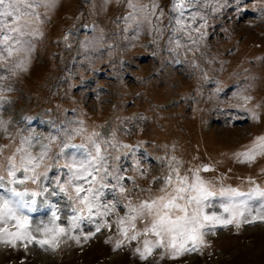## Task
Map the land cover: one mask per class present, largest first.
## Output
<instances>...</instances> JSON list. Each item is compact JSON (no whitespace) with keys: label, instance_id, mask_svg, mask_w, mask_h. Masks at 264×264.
I'll return each mask as SVG.
<instances>
[{"label":"rangeland","instance_id":"obj_1","mask_svg":"<svg viewBox=\"0 0 264 264\" xmlns=\"http://www.w3.org/2000/svg\"><path fill=\"white\" fill-rule=\"evenodd\" d=\"M175 3L27 0L18 7L31 23L19 32L0 17V195L11 187L39 190L31 181L12 185L7 175L9 158L19 166L17 149L28 148L27 141L33 155L50 144L45 163L52 165L94 155L95 142L110 166L134 177L124 182L127 200L106 218L111 229L79 244L62 237L55 250L0 242V264H264V221L205 228L199 251L176 258L156 248L141 260L135 248L143 247V235L116 248L123 205L163 195L168 177L167 191L182 177L194 183L197 174L213 191L264 190V155L251 163L237 157L264 136V0H195L179 11ZM177 19L185 30L174 31ZM64 143L84 147L66 148L61 156ZM66 171L53 168L49 177ZM48 199L52 207L38 203L24 215L35 226L49 223L56 211L67 227L72 203L63 195ZM223 199L212 197L205 211L222 214ZM260 203L248 201L252 213L240 219L264 215ZM144 223L138 220L137 229ZM94 231L85 220L76 234Z\"/></svg>","mask_w":264,"mask_h":264},{"label":"snow or ice","instance_id":"obj_2","mask_svg":"<svg viewBox=\"0 0 264 264\" xmlns=\"http://www.w3.org/2000/svg\"><path fill=\"white\" fill-rule=\"evenodd\" d=\"M26 2L27 0H0V17L12 20V31L19 32L31 23L18 7L20 3ZM194 2L195 0H176L174 7L179 11ZM28 6L31 7V4ZM152 7L155 9L157 5L153 4ZM152 14L155 15V12L153 11ZM176 23L178 28L174 31L185 30V25L181 20L177 19ZM177 45H179L178 41ZM0 99L3 98L0 97ZM250 99L251 97H244L245 102ZM252 116L254 119H259L255 112L252 113ZM52 139L54 140L55 137ZM70 139L71 137H69ZM27 143L28 148L17 149V152L23 153L19 166L15 163L14 158H9L10 167L7 173L10 178L9 183L17 185L31 181L39 186V190H19L16 187H11L6 190L9 193L8 196L0 195V225H3L0 227V242L12 247L21 243L25 249L29 244H36L41 248L47 246V249L55 250L59 247L62 237H68L79 244L81 239L87 241L103 229H111L112 224L106 218L116 212L121 198L127 200L129 190L124 186V182H134V177L122 175L119 168L110 166L100 145L95 142H93L94 155L87 153L83 159H76L72 155L71 159L64 164L56 165L45 163L50 158L48 156L50 144H42L38 155H33L30 150L33 145L30 141ZM37 143H39L38 139ZM83 147V145L64 143L59 155L63 156L66 148ZM258 155H264V136L257 137L253 147L238 153L237 157H242L241 163H251ZM42 167L44 170L39 171ZM135 167L137 171L141 170L139 162ZM53 168L67 169V171L63 173V176L57 174L53 181L49 177V171ZM203 170L209 171L210 168L205 166ZM17 172L23 173L22 178H17ZM4 179L3 176H0V182ZM42 179L48 181V184L41 185ZM169 185H173L172 177L165 180V188L161 189L163 195L151 200H142L137 205H133L128 200L123 205L127 211L115 221L117 230L123 239L117 241L116 248L124 246L125 242L137 241L143 235L145 237L142 241L143 247L135 248V253L141 260H147L156 248L170 249L174 253L172 258H176L177 255L184 252L199 251V246L205 243L203 233L205 228L217 225L227 227L232 224L239 228L241 223L264 221V215L253 216L251 220L244 219L242 221L240 219L246 213L251 215L252 209L249 208L248 201L255 198H259L261 201L260 211L264 212V190L259 187L252 189L250 193H241L235 189L227 188L213 191L199 174L196 175L194 183H189L187 177H182L171 191H167ZM0 188H4L3 183H0ZM61 195L67 197L72 203L74 213L68 219L67 227L58 223L60 217L56 211L52 212L49 223L41 222L35 226L28 216L24 215L23 210L34 211L38 203L41 206L52 207L48 197ZM107 196H111V199H106ZM217 196L224 198L219 205L222 214H209L205 209L212 207L211 198ZM241 197H246V199H239ZM38 198L43 199L38 201ZM223 214H227V218ZM85 220L95 225V231L81 237L76 232ZM138 220L145 222L142 231L137 229ZM10 223L11 227H9ZM69 233L72 234L69 235ZM149 235L155 239H149Z\"/></svg>","mask_w":264,"mask_h":264},{"label":"bare ground","instance_id":"obj_3","mask_svg":"<svg viewBox=\"0 0 264 264\" xmlns=\"http://www.w3.org/2000/svg\"><path fill=\"white\" fill-rule=\"evenodd\" d=\"M123 259H124V260H126V258H125V257H124Z\"/></svg>","mask_w":264,"mask_h":264}]
</instances>
